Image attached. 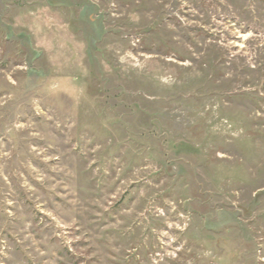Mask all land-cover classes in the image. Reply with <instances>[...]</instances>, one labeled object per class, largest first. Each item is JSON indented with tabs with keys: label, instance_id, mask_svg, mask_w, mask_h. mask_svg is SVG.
<instances>
[{
	"label": "rangeland",
	"instance_id": "374dc122",
	"mask_svg": "<svg viewBox=\"0 0 264 264\" xmlns=\"http://www.w3.org/2000/svg\"><path fill=\"white\" fill-rule=\"evenodd\" d=\"M0 264H264V0H0Z\"/></svg>",
	"mask_w": 264,
	"mask_h": 264
}]
</instances>
